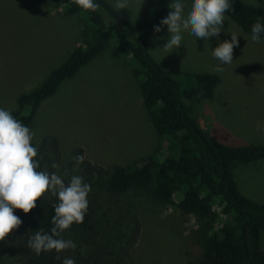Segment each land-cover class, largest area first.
<instances>
[{
  "label": "rangeland",
  "instance_id": "1",
  "mask_svg": "<svg viewBox=\"0 0 264 264\" xmlns=\"http://www.w3.org/2000/svg\"><path fill=\"white\" fill-rule=\"evenodd\" d=\"M108 1L115 7L116 0ZM243 1L264 7V0ZM61 3L0 0V108L16 109L18 96L43 82L80 43L81 21L76 14L65 11ZM151 3L128 0L127 9L117 10L136 22L142 17L152 18ZM184 4L187 10L191 0H184ZM168 5L160 21L171 11ZM231 32L238 34L239 41L233 50V62L224 65V71L213 72L218 62L212 49L230 40ZM182 36V45L169 52L162 48L169 37L167 26L159 33H154L152 27L148 49L168 72H179L174 77L180 90L193 83L190 75L219 76L212 97H183L189 112L215 142L230 146L264 144V131L257 128L258 124L264 126V37L260 43H253L251 36L226 14L218 37L205 41L189 32ZM113 43L111 40L109 47L63 80L56 92L40 104L31 127L36 146L45 135H53L58 139L62 160L72 157L73 150L80 146L88 160L106 167L138 163L151 154L160 159L167 155L163 138L142 101L140 79L133 73L131 57L120 54ZM232 174L243 195L264 202V159L235 165ZM133 197L141 232L129 261L184 264L200 253L199 221L193 214L141 190ZM0 255L5 264H23L2 242Z\"/></svg>",
  "mask_w": 264,
  "mask_h": 264
},
{
  "label": "trees",
  "instance_id": "2",
  "mask_svg": "<svg viewBox=\"0 0 264 264\" xmlns=\"http://www.w3.org/2000/svg\"><path fill=\"white\" fill-rule=\"evenodd\" d=\"M51 1H61L65 11L78 16L82 24L80 43L43 82L18 96L17 107L11 114L31 129L40 104L113 40L120 54L131 57L133 73L140 79L142 101L168 153L161 159L151 154L138 163L111 167L85 157L77 169L73 157L84 155L82 147L77 146L72 157L62 160L55 136L45 135L39 146L32 141L38 148L35 158L40 163L38 171L55 172L66 185L72 175H80L91 185L83 223H74L62 233V238L71 239L77 247L59 254L51 251L39 255L28 247L35 231L43 229L50 234L54 226L53 206L58 200L51 192L37 200L36 207L28 214L15 210L22 224L0 242L23 264H61V260L55 259L57 255L62 259L72 258L75 264H138L129 258L140 238L141 224L133 194L141 190L193 214L199 221L197 239L201 251L184 264H264V202L243 195L232 174L235 165L264 159V144L230 146L211 140L189 112L183 97H212L219 76L190 75L193 83L180 90L174 77L179 72H168L150 53V29L159 23L171 0H152V18L142 17L136 22L108 0H95L100 5L96 12L85 11L70 0H35L41 5ZM225 14L250 36L254 23H264V7L243 0H233V10ZM135 29L138 33H134ZM54 163L59 167L53 168ZM0 264H5L1 255Z\"/></svg>",
  "mask_w": 264,
  "mask_h": 264
},
{
  "label": "clouds",
  "instance_id": "3",
  "mask_svg": "<svg viewBox=\"0 0 264 264\" xmlns=\"http://www.w3.org/2000/svg\"><path fill=\"white\" fill-rule=\"evenodd\" d=\"M85 11L96 12L100 5L95 0H70ZM143 2V0H142ZM171 11L161 19L158 26H153L154 33H159L163 26H167L169 37L163 49L171 50L182 45L183 32H189L196 38L205 41L210 37H218L225 23V13L233 10V0H191L185 10L184 0H173L168 5ZM256 7H261L257 3ZM118 10L128 8V0H116ZM264 34V23L257 21L251 27V41L261 42ZM231 39L224 40L212 49V56L218 62L213 72L224 71V65L233 62V50L239 46L238 34L231 32ZM159 39H162L159 38ZM258 130L264 131V126L257 125ZM35 133L21 120L16 119L10 110L0 108V241L19 228L21 219L14 214L19 209L28 214L36 207V201L46 192L57 197L58 203L54 207V216L50 234L43 229L35 231L29 238L28 247L37 255L41 252L55 251L57 254L75 249L77 246L71 239L62 238V233L71 226L83 223L88 210V195L91 185L84 182L80 175H72L67 185L61 175L49 173L47 170L38 171L40 163L38 148L32 141ZM75 168L85 160L84 155L73 157ZM58 168V164H53ZM61 264H75L72 258L55 257Z\"/></svg>",
  "mask_w": 264,
  "mask_h": 264
}]
</instances>
